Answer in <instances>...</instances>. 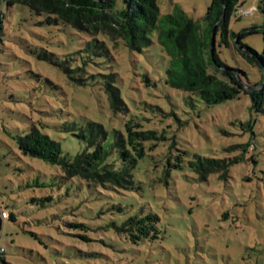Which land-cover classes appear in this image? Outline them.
<instances>
[{
	"label": "rangeland",
	"instance_id": "374dc122",
	"mask_svg": "<svg viewBox=\"0 0 264 264\" xmlns=\"http://www.w3.org/2000/svg\"><path fill=\"white\" fill-rule=\"evenodd\" d=\"M157 1L162 13L180 5L198 20L211 3ZM7 2L0 0V205L9 215L0 216V264H264V111L253 108L251 96L206 104L166 82L168 56L159 43L142 52L122 45L97 57L101 71L117 73L129 106L115 114L102 86L83 84L48 59H80L88 34ZM240 4L250 13H233L229 29L264 25V0ZM242 41L264 54L263 31ZM218 50L246 73L245 83L262 80L239 53ZM88 119L123 131L135 119L165 136L154 149L146 143L131 189L65 178L60 165L18 146L17 137L36 125L72 159L86 147L72 127ZM195 154L238 162L226 180L218 173L200 180L189 164ZM179 156L180 166L171 167ZM151 213L160 217L157 232L137 242L115 227Z\"/></svg>",
	"mask_w": 264,
	"mask_h": 264
},
{
	"label": "trees",
	"instance_id": "16d2710c",
	"mask_svg": "<svg viewBox=\"0 0 264 264\" xmlns=\"http://www.w3.org/2000/svg\"><path fill=\"white\" fill-rule=\"evenodd\" d=\"M7 4L27 5L37 13L49 14V21L62 22L84 31L89 39L80 59L69 56L49 61L58 65L66 74L83 84L92 80L102 86L115 114L129 111V106L117 84V73L101 71L102 60L110 56L112 49L127 46L142 52L159 43L168 56L166 82L171 86L189 91L206 104L213 105L238 98L242 93L251 96L253 108L264 111V54L245 44L242 39L249 33L264 32V25L241 32L229 29L233 13L241 7L240 0H211L207 12L200 20L194 19L176 5L169 13H162L157 0H6ZM2 21L0 16V22ZM156 35V36H155ZM215 35L214 47L211 46ZM218 46L231 48L253 66L259 67L262 80L245 83L240 68L226 63ZM82 74L77 79L75 74ZM87 78V79H86ZM149 78L147 77V80ZM74 135L86 147L70 158L63 154L61 143L36 125L17 137L18 146L25 154L58 164L65 178L78 176L90 184L105 188L131 189L134 185V168L147 152V142L154 149L165 138L156 130L144 129L140 121L129 119L125 130L112 129L98 121L88 119L72 127ZM181 156L171 167H179ZM238 159H227L195 154L189 161L200 180H207L218 173L226 180L230 167ZM5 207L0 205V210ZM1 216V215H0ZM3 219V218H1ZM158 214L131 215L116 229L139 241L157 232ZM3 248V247H2ZM0 253V261L3 260Z\"/></svg>",
	"mask_w": 264,
	"mask_h": 264
},
{
	"label": "built area",
	"instance_id": "2783aa9c",
	"mask_svg": "<svg viewBox=\"0 0 264 264\" xmlns=\"http://www.w3.org/2000/svg\"><path fill=\"white\" fill-rule=\"evenodd\" d=\"M237 13H239V14H241V15H247V14H249L250 12L247 11V10H244V9H242V8L240 7V8H238ZM0 215H1V218L5 219V218L8 217L9 214H8V212H7L6 209L2 208V209L0 210ZM3 251H4V248H0V253L3 252Z\"/></svg>",
	"mask_w": 264,
	"mask_h": 264
},
{
	"label": "water",
	"instance_id": "95a60500",
	"mask_svg": "<svg viewBox=\"0 0 264 264\" xmlns=\"http://www.w3.org/2000/svg\"><path fill=\"white\" fill-rule=\"evenodd\" d=\"M214 44H215V35H213L211 46L214 47Z\"/></svg>",
	"mask_w": 264,
	"mask_h": 264
}]
</instances>
